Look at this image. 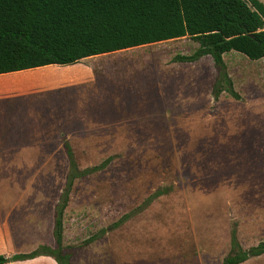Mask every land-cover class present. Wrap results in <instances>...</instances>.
<instances>
[{
  "label": "crops",
  "instance_id": "1",
  "mask_svg": "<svg viewBox=\"0 0 264 264\" xmlns=\"http://www.w3.org/2000/svg\"><path fill=\"white\" fill-rule=\"evenodd\" d=\"M186 37L91 55L73 64L0 73L1 256L27 253L39 244L53 245L55 202L68 171L63 141L71 147L79 169H83L81 164H89L90 157L80 155L78 147L123 148V155L109 166L74 179L63 211V244L90 235L106 223L101 218L89 219L91 211L119 199L123 211L138 205L161 183V173L169 182L185 179V188L195 195L192 202L199 196L201 207L211 195H234L242 196V204L251 211V203L264 198V170L255 172L256 164L264 160V152L255 150L257 145L263 146L264 134L258 126L250 125L246 100L264 94V60L250 59L236 50L225 51L222 59L240 98L221 91L211 113L216 77L213 58L207 54L193 61H170L177 54L189 56L198 49L199 43ZM148 46L150 50L142 49ZM240 121L248 124L241 127ZM161 147L168 148L167 169L165 163L160 166ZM175 147L184 148V168L171 155ZM107 150L105 156L113 152ZM195 162L200 163L193 166ZM112 167L115 170H110ZM206 185L214 187L208 186L207 192L203 190ZM114 186L115 193L123 187V199L119 193H111ZM75 207L83 208L74 212ZM188 226L190 233L184 235L190 240L189 248L176 261L199 264L205 250L194 237L189 217ZM239 230L238 224L236 235L244 248ZM114 234L116 231L75 252L70 264H76L77 256L86 250L95 255L98 252L93 259L98 264L112 256L127 264V248L119 254L111 252L110 237ZM154 235L142 240L145 244L128 248L130 257L144 259L153 251L160 242L159 235ZM248 241L250 245L264 241V235L256 241L249 236ZM144 247L146 250L138 254ZM217 254L222 264L224 255L221 251ZM170 258L175 263L176 255ZM250 261L264 262V253L239 264ZM1 264L57 262L41 255Z\"/></svg>",
  "mask_w": 264,
  "mask_h": 264
},
{
  "label": "trees",
  "instance_id": "2",
  "mask_svg": "<svg viewBox=\"0 0 264 264\" xmlns=\"http://www.w3.org/2000/svg\"><path fill=\"white\" fill-rule=\"evenodd\" d=\"M187 36L199 43L189 56L172 61H193L210 55L216 67L211 96L221 91L240 98L234 90L222 59L236 50L250 59L264 60V2L260 0H0V73L48 64L67 65L84 57ZM63 146L68 172L55 204L53 236L56 246L40 245L10 258L0 255V264L49 255L58 264H70L73 247L62 243L63 211L73 181L100 170L99 165L79 170L71 147ZM168 190L156 189L137 209ZM133 211V212H134ZM132 213V212H131ZM125 214L110 227H116ZM103 228L97 235L105 233ZM92 237V238H93ZM90 238L89 240H91ZM264 253V241L243 249L231 229L229 252L222 264H239Z\"/></svg>",
  "mask_w": 264,
  "mask_h": 264
},
{
  "label": "rangeland",
  "instance_id": "3",
  "mask_svg": "<svg viewBox=\"0 0 264 264\" xmlns=\"http://www.w3.org/2000/svg\"><path fill=\"white\" fill-rule=\"evenodd\" d=\"M261 1L264 2V0ZM186 40L195 41L189 37H186ZM142 49L143 50L147 49L148 51L151 49V47L150 46L142 47ZM172 59L173 58H171L170 61H172ZM246 100L250 106L249 107V112L251 113L250 125L258 126L260 131L263 132L264 134V94L259 97H253V96H251V98L246 97ZM216 105H217V100L214 101L211 96V104H210L211 113L216 109ZM247 124L248 123L242 124V122L240 121L241 127L246 126ZM262 145L263 146L257 145L255 147L257 153L264 152V143H262ZM76 149L78 150L80 155L86 158L90 157V161L89 164H87V166L81 164V166H83L81 168L83 169L84 167L87 168V167L99 165L103 161L109 159L108 163L100 169L102 170L105 167L109 166L113 162V160L118 159L123 155V152H121L123 148H117V147H110L108 150L107 148H103L99 146L78 147ZM111 149L113 150V152L105 156L106 155L105 151L106 150L109 151ZM172 149L175 150L171 155H173L174 159L177 160L178 162H182L179 164H181L182 167L184 168V154H183L184 148L175 147ZM167 150H168L167 147H161L159 152L160 162H161L160 166L163 165L162 163H165L166 169L168 167ZM153 151L155 153L157 152V149H154ZM260 158L261 155L257 156V159ZM199 163L200 162H195L193 163V166H197V164ZM263 165H264V160L259 162V164H256L257 167L255 168L256 171L254 170V168L253 171L260 172L264 170ZM203 166L207 167L206 162L205 163L203 162ZM188 168L190 169V164H188ZM110 170L113 171L115 170V168L112 167ZM163 170L164 169L161 168V172H163ZM261 175L257 176L259 177V181H261L262 179ZM163 176H164L163 173H161L159 177V182L161 183L157 187H155L138 205L132 207L127 211H123V208H120V206L118 205V202L120 200L119 199L114 201L113 203L111 202L110 205L106 204L105 207H103V209L101 208L96 209L88 213L89 219L94 218L97 219L95 221H98L99 218H101L103 219V221H106V223L98 226L97 229L90 235L84 236L83 238L73 241L69 244H63L66 247H73V251H72L73 253L71 257L75 252L82 250L83 248L87 247V245H89L90 243H93L94 241L102 238L104 235L116 231V234L110 237L112 238L113 241L111 243V247L113 251L111 252L119 254V251L121 249L123 252L125 248H127L126 249L128 251L127 264H186L188 262L187 260L177 262L176 259L180 260L183 257V252L186 253L189 248L187 246L190 245L189 238H187L186 235H184L185 233L187 234L190 233V228L188 226V217L191 218V226H192V231L194 232L195 239L199 241L198 244L201 245L205 250L204 254H202L201 258L198 260L199 264L220 263V259H221L220 254H217V252L221 251L224 256L229 252L231 229L233 226H235L236 231L238 233V224L240 228L239 234L243 236V239L245 241L243 242V244L245 245L243 249H247L259 243L258 241L257 243L250 245L251 243H249L248 240H249V236H251V241H256V237L258 238L264 235V198H262V200L261 198H258L257 200L252 202L251 211L248 210L249 209L248 205L245 207V205L242 204V201L244 200V198L242 199V196H234V195H211L210 199L203 201L201 207V204L199 203V196H196V202L194 203L192 202V198L195 197V195L190 194L191 189L187 187L185 188V179H177L174 182H169L168 178L164 179ZM119 179H115L114 181L118 183ZM64 184L62 186V189L64 187ZM208 186L206 185L203 188V190L209 192L210 191L209 187H214L213 185H210L209 187ZM163 187L168 188V190L165 193L157 197H154L147 204L141 206L139 210L134 211L156 189ZM114 188H116V186L110 188L111 193L112 192L114 194L119 193L120 198L123 199L122 197L123 187L118 188L116 193L113 191ZM59 197H57L56 202L58 201ZM78 199L80 201V198L77 197V201ZM82 208L83 207L80 208L75 207L74 212H79L80 210H82ZM70 213H73V210L70 209ZM125 214H130V215L126 219L122 220L120 224L117 225L116 227H112V228L110 227L112 224L120 220ZM249 222H251V226ZM72 228L73 226L70 227L71 230L70 234L72 232ZM103 228H108V229L105 231V233L93 237L96 234H98L100 230ZM76 231H74L73 234H75ZM154 234H158L160 237V242L159 244L157 243L155 244L154 250L153 251L150 250L149 253L145 255L144 259L143 258H139L136 260L132 259L130 257L131 252L128 250V248L134 249L133 245L139 246L140 243H143L142 240H144L146 237L148 236L150 237L151 235L155 237ZM90 238L92 239L89 240ZM173 238H176L177 240H172ZM125 241H127V244ZM40 245H46L51 248H54L56 246L55 239L53 245L39 244L38 246ZM38 246H36L34 249H36ZM157 246H159L158 249ZM145 250H146L145 247L144 249H138V254H141V252ZM17 254H26V253H17ZM173 254L176 255V258H174L175 263L173 258H170ZM97 255L98 252L95 255L94 252L88 253L86 250L84 254H81L80 258L77 256L76 264H98L99 262L93 260ZM11 256L9 257L4 256V257L10 258ZM45 256H49V255H45ZM152 256H154L153 259H147L148 257H152ZM191 257L194 258V256ZM251 257L248 259H251ZM11 261H15V260H11ZM119 263L122 264V260L119 262V256H116L115 258H113L112 256V258L108 257L105 260L104 264H119ZM246 264H251V261ZM259 264H264V262H261Z\"/></svg>",
  "mask_w": 264,
  "mask_h": 264
}]
</instances>
